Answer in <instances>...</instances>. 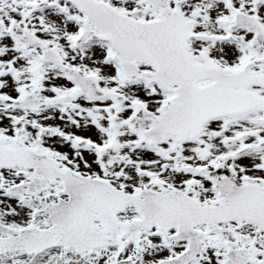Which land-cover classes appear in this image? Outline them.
I'll use <instances>...</instances> for the list:
<instances>
[{"label": "rangeland", "instance_id": "1", "mask_svg": "<svg viewBox=\"0 0 264 264\" xmlns=\"http://www.w3.org/2000/svg\"><path fill=\"white\" fill-rule=\"evenodd\" d=\"M103 1L118 10L122 9L124 13H131L132 0ZM237 3L246 6L249 3L255 4V1L237 0ZM55 5L59 8L53 9V12L45 11L36 21L45 23L55 30L63 43L60 36L64 32L74 35L77 23L82 21V14L75 5L66 0H57ZM76 53L74 54L77 55ZM83 54L86 74L99 81L100 85L107 90V95L101 100H86L78 96L75 89L63 79L61 74L55 73L51 101L56 109L50 112L53 116L50 124L58 127L59 134H54V138L58 139L61 151L66 154V157L61 159L62 165L72 166L91 177L107 179L128 192H134L143 186L156 189L181 187L189 180L196 179L202 184L203 197L210 198L215 195L210 180L215 177L217 171L218 177L224 176L236 183L260 184L264 189V147H257V143L264 139V126L254 117L256 112L250 114L252 123L244 115L213 121L203 127V134L194 141L175 144V140L170 136L160 145H156L161 150H170L169 155L159 157L158 153L152 152V148H148L143 143L145 139L140 131L133 130L131 124L136 121L134 114L141 109L142 118L139 120L141 127L148 126L167 105L172 104V101L166 100L167 97L157 88V85L145 83L137 75L130 81L124 82L108 44L93 41L84 49ZM16 64L18 65V61ZM152 70L153 67L150 64H140L137 67L138 72ZM14 93L15 91L9 92L10 96ZM98 118L101 120L97 121L100 129L93 125ZM113 125H117V129L114 130ZM117 131L118 134H116ZM66 134L70 137L66 138ZM238 136H241L240 139H235L231 146L224 145L225 139ZM75 137L81 139L84 144L81 142V145L73 147L72 140ZM88 144L89 147H87ZM174 144L175 147H173ZM201 145L202 149L209 153L207 158L195 151V147ZM224 154L229 158L222 160L220 165L209 166L210 161L218 160L216 156L222 157ZM195 168L198 170L197 174L193 173ZM1 178L4 180V185H10L19 183L24 176L21 168L11 166L0 169ZM53 189L57 190V187ZM38 198L46 197L38 195ZM38 198L36 196L28 203H24L18 197H10L0 187L1 222L13 228L25 227L33 223L41 226L39 217L45 215V209L33 206L31 203ZM131 216H135L134 211L128 209L124 217ZM253 231L256 229L238 225L216 226L210 231L211 235L216 234V237L209 241L206 252L198 259L197 264H220L225 244L238 242L239 234L237 233L239 232L250 234ZM149 235L152 236L154 248L149 251L146 262L155 264L158 260L169 256L172 249L161 247L160 239L154 231ZM173 247L174 252H177L181 245L176 244ZM130 251V244H126L119 255L114 248L106 250L111 254L108 258L127 256L130 255ZM94 254L93 251H86L83 255L93 258ZM108 258L105 261L106 264L114 259ZM35 263L36 261L21 254L0 255V264Z\"/></svg>", "mask_w": 264, "mask_h": 264}, {"label": "flooded vegetation", "instance_id": "2", "mask_svg": "<svg viewBox=\"0 0 264 264\" xmlns=\"http://www.w3.org/2000/svg\"><path fill=\"white\" fill-rule=\"evenodd\" d=\"M203 1H207V3L203 5ZM255 3L258 7L254 3L243 6L237 3V0H198V3L193 6L189 4V0H180L179 3L177 0H166L170 10H178L187 22L190 31L194 33L187 42V48L190 49V54L192 53L198 64L216 65L225 68L228 72H236L242 66L249 65V74L259 77L260 83H252L245 88L248 96H251L248 103L251 102L253 106L243 112L257 110L260 114L257 118L264 125V1ZM235 4L237 6L233 7ZM36 9L35 5L32 11ZM11 11L10 0H0V23L10 24ZM148 11L149 13L138 17L143 16L144 20L160 18L158 10L150 8ZM237 14L245 17L236 20ZM21 27H27L30 32L41 38L44 41V45L42 44L44 47L22 48L11 39L8 30H3L0 33V101L4 103L2 110L22 112L24 118L20 117V122L27 120L33 122H28L19 129H6L0 126V137L9 138L5 143L7 147H14L13 140H19L24 145L38 152L46 153L55 160L60 159L64 157V153L60 149L58 139L54 138V133L58 134L57 128L50 124L53 121V116L47 117L46 113L54 105L51 102V96L55 85L54 75L59 68L52 63H42L39 57L44 54L46 48L51 47L65 61V65L71 62L69 58L65 57L66 49L59 42L55 32L49 34L44 27L36 29L30 24L24 23L21 24ZM11 48H17L27 58H30L29 60L22 58L20 61L21 75L17 77L19 78L17 84L16 81L11 80L10 76L12 67L16 66L15 61L12 64L10 61ZM32 52L35 53V56L30 55ZM204 83L206 84V82ZM10 91L21 95L20 99L37 96L46 99V101L42 106H37L35 110L30 111L21 109L18 107V103L13 107L14 101L11 99ZM40 124L43 126L42 129L38 127ZM136 244L138 245V241ZM139 249L143 252L144 247ZM40 254L37 264H88L82 263L78 257L80 253L72 249L65 250L55 247Z\"/></svg>", "mask_w": 264, "mask_h": 264}, {"label": "water", "instance_id": "3", "mask_svg": "<svg viewBox=\"0 0 264 264\" xmlns=\"http://www.w3.org/2000/svg\"><path fill=\"white\" fill-rule=\"evenodd\" d=\"M79 2L82 5V8L98 9L105 15V20L100 23V25L98 26V30L102 33L107 34L108 36H113V40L115 42L118 53L121 50L119 56L123 58V68L127 72V75L131 74V68L133 67V64H130L126 60V57L133 56L135 58H140V56H148L150 55V53H143V47L141 45L133 46L131 44L132 39L134 38H132V32L130 30L123 29L120 32V30H116V28H114V25L118 24L119 21L115 19L113 13L110 10L106 9L107 7L103 6L100 3H95L92 0H79ZM148 29L150 28L148 27ZM115 32H117L119 36L123 35V37H115ZM136 51L139 52V55L136 54ZM156 64L158 65V72L154 75H150V78L162 84H168L170 81H177L178 83L182 84L179 78L169 77L166 74V72L168 71L167 65L164 66L163 62H156ZM177 66V64H174L175 68H177ZM167 76L170 79H167ZM181 80L185 82L188 81V78H181ZM178 91L179 93H181L180 87L178 88ZM163 120V117L158 119L157 124L159 125V129H169L168 131H175L179 133V124L172 125L169 124L166 120ZM17 160L18 159L15 158H9L8 162H13ZM231 187V194L226 195L224 197L226 200H222V202L217 206H203L202 208H200L202 211L198 213L196 220H193L191 224L206 223L208 226H210L215 224L216 222L244 219L246 222L254 223L264 228V193L260 192L258 188L252 186ZM96 188L104 189L103 186H96ZM117 195L119 196V194ZM110 196L111 195L107 194L105 200L109 204L108 206L110 208L116 207L114 209L115 211L121 210V206L125 202L131 201L129 199H121L116 196H112L110 199ZM148 198L150 201L153 202V204L146 207L149 209L156 208L159 211L158 217L156 219H153L154 222H169V224L176 223L181 226H184V222L179 216L174 215L171 217V214L174 212L173 209L175 207L171 200L175 198V195H172V193L163 195L151 194ZM233 200H237V202ZM168 202L172 204L173 208L168 205ZM88 206L90 208H95L97 204L95 201H90L88 202ZM144 213L146 215L147 220H149L151 216L150 212L144 210ZM167 217H169V219ZM90 221V219H86L85 224H88ZM67 231L72 233H65L64 237L67 240L70 241L77 237L76 229L71 228ZM21 240L24 242V244H26L27 247L35 248L37 247V244L51 241L53 243H56L60 242L62 239L59 234L54 235L52 231L40 232L35 228H31L27 231H22ZM75 241L86 244L91 241H96V239L84 238L81 240L75 239Z\"/></svg>", "mask_w": 264, "mask_h": 264}]
</instances>
